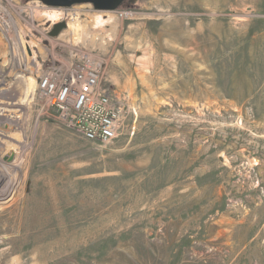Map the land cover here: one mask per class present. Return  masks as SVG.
<instances>
[{
    "label": "rangeland",
    "instance_id": "rangeland-1",
    "mask_svg": "<svg viewBox=\"0 0 264 264\" xmlns=\"http://www.w3.org/2000/svg\"><path fill=\"white\" fill-rule=\"evenodd\" d=\"M39 1L0 0V160L16 164L0 181V264H264V0L32 11L40 32L62 11L60 38L105 58L103 85L128 103L107 143L31 82L17 13Z\"/></svg>",
    "mask_w": 264,
    "mask_h": 264
},
{
    "label": "built area",
    "instance_id": "built-area-1",
    "mask_svg": "<svg viewBox=\"0 0 264 264\" xmlns=\"http://www.w3.org/2000/svg\"><path fill=\"white\" fill-rule=\"evenodd\" d=\"M40 6L49 5L41 1L18 5L17 13L27 23L21 37L36 71L38 95L71 129L87 139L101 143L115 140L122 132L128 103L103 85L105 58L75 36L60 38L48 30L40 32L29 19ZM1 9L0 4V13L4 11ZM112 11L120 17L130 12L124 7ZM1 20L7 22L0 14V24Z\"/></svg>",
    "mask_w": 264,
    "mask_h": 264
},
{
    "label": "bare ground",
    "instance_id": "bare-ground-1",
    "mask_svg": "<svg viewBox=\"0 0 264 264\" xmlns=\"http://www.w3.org/2000/svg\"><path fill=\"white\" fill-rule=\"evenodd\" d=\"M44 12H46L45 14H47V15H49V17L51 18V20L53 19V21H57L60 17H62V11H60V10H56V9H50V11H44ZM96 19H97V23H101V24H103V23H105V21H106V19L105 18H103V17H101L100 15H97L96 16ZM69 25L73 28V30H74V32L75 33H80L79 31L80 30H84V28L80 25V23L79 22H77V20L76 21H74L73 23H69ZM70 27V28H71ZM29 79H31V78H29ZM31 82H32V84H34L35 85V87H36V79L33 77L32 79H31ZM2 160V159H1ZM0 160V161H1ZM1 163L3 164V167H1L0 168V174H3V177L0 175V181L1 180H3V179H5V178H7L8 176H9V174L11 173V169H12V167L14 166V165H16L14 162H13V164H9V163H3L2 161H1ZM16 172L17 171H15L13 174H14V176L11 178V179H9V181H12L13 179H14V177H15V175H16ZM8 181V182H9ZM7 182H3V184H2V186L3 185H5ZM1 186V185H0ZM1 186V187H2ZM0 187V188H1ZM6 187V186H5ZM8 188V187H7ZM2 189H4V188H2ZM21 190V189H20ZM19 190V191H20ZM23 190V189H22ZM8 191V190H7ZM7 191H6V193H7ZM14 192V191H13ZM10 193L9 195H10V197H9V199H5L4 201H2L3 202V204L5 205V210H8L9 209V206H11L12 205V208H13V210L15 209L14 208V205L16 206V203H17V199L18 198H16V194L15 193ZM24 192V191H23ZM3 193V192H2ZM17 193V192H16ZM6 195V194H5ZM2 196V195H1ZM4 197V196H3ZM18 197V196H17ZM23 199V198H22ZM20 200H21V197H20ZM24 200V199H23ZM21 202V201H20ZM19 202V203H20ZM26 202V201H25ZM24 202V203H25ZM8 203V204H7ZM27 203V202H26ZM27 205V204H26ZM1 206V205H0ZM25 208H27V207H25ZM18 209H19V207H18ZM3 210V209H2ZM23 210V209H22ZM1 211V210H0ZM18 211V210H17ZM10 212V211H9ZM8 212V213H9ZM14 212V211H13ZM24 212V211H23ZM2 213V212H1ZM14 216H17V215H14ZM15 218V217H14ZM9 219L10 220H13V215L12 216H10L9 217Z\"/></svg>",
    "mask_w": 264,
    "mask_h": 264
},
{
    "label": "water",
    "instance_id": "water-1",
    "mask_svg": "<svg viewBox=\"0 0 264 264\" xmlns=\"http://www.w3.org/2000/svg\"><path fill=\"white\" fill-rule=\"evenodd\" d=\"M43 3L53 6L68 7L79 3H92L99 10H115L119 8L124 0H41ZM67 27L66 20H60L54 23L50 33L58 35L62 29Z\"/></svg>",
    "mask_w": 264,
    "mask_h": 264
},
{
    "label": "flooded vegetation",
    "instance_id": "flooded-vegetation-1",
    "mask_svg": "<svg viewBox=\"0 0 264 264\" xmlns=\"http://www.w3.org/2000/svg\"><path fill=\"white\" fill-rule=\"evenodd\" d=\"M124 1H125V0H124ZM124 1H123V2H124Z\"/></svg>",
    "mask_w": 264,
    "mask_h": 264
}]
</instances>
